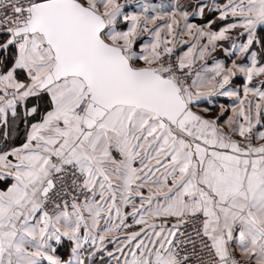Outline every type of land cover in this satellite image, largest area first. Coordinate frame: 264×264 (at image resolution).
<instances>
[{
	"label": "snow or ice",
	"instance_id": "snow-or-ice-1",
	"mask_svg": "<svg viewBox=\"0 0 264 264\" xmlns=\"http://www.w3.org/2000/svg\"><path fill=\"white\" fill-rule=\"evenodd\" d=\"M133 2L0 0V264H264V0Z\"/></svg>",
	"mask_w": 264,
	"mask_h": 264
},
{
	"label": "crops",
	"instance_id": "crops-1",
	"mask_svg": "<svg viewBox=\"0 0 264 264\" xmlns=\"http://www.w3.org/2000/svg\"><path fill=\"white\" fill-rule=\"evenodd\" d=\"M121 3H124L125 0H120ZM193 3L196 2V0H192ZM203 2L205 4H208L209 6H211L213 3H216L218 5H222L224 3L227 2V0H203ZM149 3H155V4H179V5H185L188 3V0H149ZM187 11H189L190 16H189V20L188 23L191 24H196V25H200V26H204L207 24V22L209 20H215L216 22L212 25V30H218L220 27H222L224 25V21H219L217 20V16L218 13L217 12H209L208 9L205 10V15L204 16H192V9L191 8H187ZM125 11L127 12H135V11H139L136 8V3L135 0L132 4L127 5L125 8ZM167 11H171V9H167ZM177 19H180L179 16L176 17ZM159 23H163L162 21H158ZM153 25H149V27H152ZM175 27V26H174ZM207 30V29H206ZM176 32H180L182 33V35L180 36V43L177 44L176 47H178L180 49V51H186L189 44L192 42V37H190L187 34V31L184 29V21L180 20V26L179 28L175 29ZM243 29L237 28L232 30L229 33V36L232 38L231 40H224V41H219L218 42V47L216 49L215 52H212L210 55H208L205 60L207 62L208 67H211L214 59L216 60H222L225 63L226 67H231L232 66V60H237L238 63L240 62H244L247 63L250 60V57L246 58L244 56H239V53L234 54V55H228L225 52V49H228V52H231V43L233 41H235L236 43H242L245 42V38L244 37H240L239 33L243 32ZM165 33H162V35H164ZM264 33H260L258 31L257 35H262ZM171 38V37H169ZM143 39H148L147 36L143 37ZM184 41H187V43H184ZM202 42H206V41H202ZM211 47V46H210ZM259 49L260 46L259 45H255L252 50L253 51H257L259 53ZM239 57V58H238ZM257 59L260 60V56L258 54ZM205 61H197V63H204ZM261 63H264V61H261ZM260 78H257V80ZM243 83H244V79L241 75L237 74L236 77L233 78L232 80V84L229 87H234L238 92H239V96L241 99L244 100V104L245 106H247L248 101L252 100L253 102L257 101V98L252 96L251 93L248 94L247 97L244 96V91H243ZM213 104L212 105H208L207 103H202L201 104V108L203 107H209L210 108V112L207 114L209 117H214L219 111H220V105H223L225 107V109H227L226 112V116L227 115H231V109L233 107H237L238 110V102L236 100L235 97H226V96H217V97H213ZM195 111H199V109H194ZM259 128V130L264 131V128H261L260 126H257ZM257 129H253V131L255 132ZM238 138V137H236ZM257 143H259V141H257ZM11 183V180H7V181H0V188H4L7 186V184ZM145 195H147V192H145ZM138 204V201H137ZM127 211H131V205L128 206V208L126 209ZM129 224H132V219L131 217L128 218V220L126 221ZM103 223V222H102ZM139 226L133 225V227L127 229L126 231L131 232V231H136L138 230ZM116 235H120L122 236L123 233H117ZM112 237H108V239L110 240ZM116 246L112 243H108L107 244V250L108 251H113L114 248ZM60 255H62L64 258H67V252L65 249H61L60 250ZM93 264H110V260L109 257L107 256L106 253H103V260H101V253H97V255L93 258ZM111 264H115L114 261L111 262Z\"/></svg>",
	"mask_w": 264,
	"mask_h": 264
},
{
	"label": "built area",
	"instance_id": "built-area-1",
	"mask_svg": "<svg viewBox=\"0 0 264 264\" xmlns=\"http://www.w3.org/2000/svg\"><path fill=\"white\" fill-rule=\"evenodd\" d=\"M180 53H181L180 49H179L178 47H176V48L174 49V53H173V55H178V54H180ZM200 65H201V63H196V64L194 65V67H193V71L198 70V69L200 68ZM237 139H239V137H238Z\"/></svg>",
	"mask_w": 264,
	"mask_h": 264
},
{
	"label": "trees",
	"instance_id": "trees-1",
	"mask_svg": "<svg viewBox=\"0 0 264 264\" xmlns=\"http://www.w3.org/2000/svg\"><path fill=\"white\" fill-rule=\"evenodd\" d=\"M21 127H23L22 125H21ZM23 142V136L21 135V136H19V137H16L15 139H14V143L16 144V145H19V144H21Z\"/></svg>",
	"mask_w": 264,
	"mask_h": 264
}]
</instances>
